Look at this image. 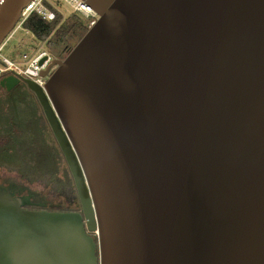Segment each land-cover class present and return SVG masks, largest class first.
Wrapping results in <instances>:
<instances>
[{"label": "water", "instance_id": "water-1", "mask_svg": "<svg viewBox=\"0 0 264 264\" xmlns=\"http://www.w3.org/2000/svg\"><path fill=\"white\" fill-rule=\"evenodd\" d=\"M83 1L44 86L0 81L36 96L82 212L0 189V264H264V0Z\"/></svg>", "mask_w": 264, "mask_h": 264}, {"label": "trees", "instance_id": "trees-1", "mask_svg": "<svg viewBox=\"0 0 264 264\" xmlns=\"http://www.w3.org/2000/svg\"><path fill=\"white\" fill-rule=\"evenodd\" d=\"M54 9L57 12L55 20H44L34 13L24 27L44 42L50 51L56 52L55 57L63 58L70 39L80 40L91 26V19L74 10L64 16L62 10ZM40 116L39 106L25 83L21 82L11 89L0 84V142H4L0 146V166L12 170L16 168L19 176L27 181L32 182L36 177L52 175L55 180L57 178V182L68 185L69 176H59V179L57 177L53 148L22 137V131L25 134L30 129V122L36 121Z\"/></svg>", "mask_w": 264, "mask_h": 264}, {"label": "rangeland", "instance_id": "rangeland-1", "mask_svg": "<svg viewBox=\"0 0 264 264\" xmlns=\"http://www.w3.org/2000/svg\"><path fill=\"white\" fill-rule=\"evenodd\" d=\"M60 8L64 16L73 11V8L65 2L61 3ZM78 41L79 40H76V38L70 39V43L68 44L69 47L64 53V57L78 43ZM23 52L29 53L30 57L37 56L43 52L49 53L53 57L57 55V53L53 50L50 51L44 42L38 40L32 32L27 30L24 26H21L14 32L12 38H10L5 44L2 54L10 57L16 63L23 64L24 62L19 57V55ZM26 63H28V61H26L25 64ZM26 88L30 95L36 100L41 116L36 121L30 122L29 131H25V134H23L22 131V137L23 139L25 138V140H31L35 143L48 145L53 148L54 156L57 162V177L59 179V176L63 178L69 176L70 184L66 185L64 183H59L57 182V178L56 180L55 178H52V175L36 177L35 179H32V182L27 181L19 176L16 172V168L12 170L6 166H0V188L26 198L27 203L32 205V207H42V205L51 206L52 204H57L61 206L62 209H67L69 207L79 209L81 208L80 200L65 157L60 150L36 96L28 89L27 85ZM2 144H4L3 141L0 142V146ZM93 235L95 236L98 244L97 235Z\"/></svg>", "mask_w": 264, "mask_h": 264}, {"label": "built area", "instance_id": "built-area-1", "mask_svg": "<svg viewBox=\"0 0 264 264\" xmlns=\"http://www.w3.org/2000/svg\"><path fill=\"white\" fill-rule=\"evenodd\" d=\"M4 0H0V6ZM69 4L74 11L82 14L85 17L91 19V25L97 20L98 14L88 6L83 0H30L28 4L23 8L21 16L17 21L13 30L8 34L3 43L0 45V77L4 78L9 75H14L16 77H28L35 80L38 84L44 86L47 82L48 77L41 76L42 69L46 68L51 62L53 56L49 53L43 52L37 56L30 57L29 53L23 52L19 55L20 59L24 62L16 63L10 57L2 54L5 44L10 38H12L14 32L24 26L25 22L28 20L30 15L36 13L40 15L44 20H55L57 18V12L54 9H60L61 3ZM43 56H48L44 63L39 64V60ZM28 63L25 64V62Z\"/></svg>", "mask_w": 264, "mask_h": 264}, {"label": "flooded vegetation", "instance_id": "flooded-vegetation-1", "mask_svg": "<svg viewBox=\"0 0 264 264\" xmlns=\"http://www.w3.org/2000/svg\"><path fill=\"white\" fill-rule=\"evenodd\" d=\"M58 58H60V57H58ZM1 79H3V78H1ZM1 81V80H0ZM19 83H21V82H19ZM18 83V84H19ZM0 84L2 85V86H4V87H6L7 89H9L5 84H2L1 82H0ZM17 85V84H16ZM15 85V86H16ZM32 122V121H31ZM1 190H3V191H5V192H8V193H10L12 196H14V197H22V196H19V195H16V194H13L11 191H7V190H4V189H2V188H0ZM23 198V206L25 207V208H29V209H45V210H49V211H74V212H82V207H81V204H80V207L81 208H79V209H76V208H73V207H69V208H67V209H62V207L61 206H59V205H57V204H52L51 206H43L42 205V207H32V205H30L29 203H27V200H26V198H24V197H22ZM29 204V205H28Z\"/></svg>", "mask_w": 264, "mask_h": 264}]
</instances>
